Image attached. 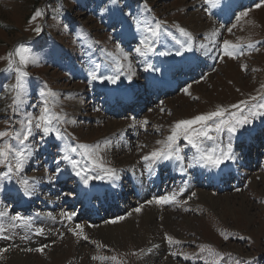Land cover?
I'll list each match as a JSON object with an SVG mask.
<instances>
[{
  "label": "rangeland",
  "instance_id": "rangeland-1",
  "mask_svg": "<svg viewBox=\"0 0 264 264\" xmlns=\"http://www.w3.org/2000/svg\"><path fill=\"white\" fill-rule=\"evenodd\" d=\"M259 2L260 0H220L219 7L210 8L203 0H0V56L6 55L14 46L22 43L31 48L38 61V66H29L27 69L30 73L28 97L22 106L23 110L37 111L31 105L38 103V93L47 84L49 89L58 94L60 107L56 111L62 110L67 121H74L61 126L65 135L70 134L67 143L95 146L110 142V148L101 155L110 161V166L116 169L119 176L115 180L92 179L85 186L74 175L71 165L61 159L63 143L53 137L41 141L37 134L32 142L34 153L21 173L25 178L39 181L35 185V194L31 197L24 196L15 179L0 181V210L7 209L9 215L30 217L32 223L30 230L17 228L10 240L0 239V248H9L8 252L0 255V264H9L11 254L15 255L24 245L33 249L50 246L45 248L43 254L29 252L26 264H145L149 246L158 242L166 250L157 254L156 258L159 260L154 264H204L205 259L211 258L207 252L200 253L201 245L209 246L223 255L219 264H264V139L260 137L264 133V117L252 119L250 124L240 127L231 138L235 160L225 161L219 169L225 170L234 165L240 174L232 176L226 188H212V183L207 184L208 179L203 181V175L211 177L214 169L186 167L193 150L181 140L179 146L182 149L181 155L185 158L182 171L185 177H181L180 172L170 166L174 178L167 182L163 191L135 203L127 211L117 210L110 218L100 221L79 216L89 205H94L93 195L98 194L90 193L94 191V187L115 182L117 184L118 181L126 182L129 177L138 187L147 176L160 182L155 177L164 174L160 172V168L175 162L157 163L151 165L150 170L148 162L142 161L141 156L157 147L156 140L168 135L171 125L176 121L214 111L218 106L236 111L231 109V105L264 94V89L260 87L264 84V7L257 9L255 5ZM238 8L240 9L236 11ZM36 9L44 11V19L37 21L42 26L39 35L32 31L35 24H29ZM149 11L155 16V20L163 21L165 25L154 44L155 52L152 53L158 67L173 61L180 48L167 35L171 32L172 37L183 40L174 25H180L194 37L193 51L185 52L180 49L179 57L190 55L187 61L172 70L163 71L164 80L175 70L176 75L172 78L178 77L177 81H142L143 78L154 80L153 75L159 73L152 68L150 57L146 55V65L138 70L132 59L124 53L125 43L135 42V49L140 47L139 41L144 34L137 31V21L154 23ZM234 11L236 12L233 13ZM243 11L249 12L248 17L240 21L232 33H228L227 27L237 23L235 15ZM195 13L203 20L204 28H197L198 23L189 19ZM220 25L225 27L220 28L221 36L217 44H208L203 37L210 35ZM224 39L242 45L254 43L259 51L245 48L246 54L237 60L226 57L221 60L220 45ZM200 43H205L207 48L199 49ZM159 52L170 54L160 56ZM113 56H127L131 62L123 64V81L118 79L116 84L90 81L88 71L97 63L101 65L98 75L117 74L112 63ZM241 64L247 66L246 70H241ZM129 65L131 72L128 71ZM149 65L151 68L146 71ZM3 67L5 62L0 61V68ZM119 75L123 77L122 72ZM129 75L132 79L126 81ZM11 82L6 74L0 73V130L5 128L4 121L13 116L11 96L3 90V86ZM153 85L159 88L171 87L173 92L155 99L151 106L134 117L108 115V104L114 103L110 97L117 99L124 92L135 89L142 94L144 102L149 103L148 99H144V89ZM186 87L189 88L190 95L184 93L183 89ZM90 97L95 103L88 106ZM244 114H247V109ZM13 118L18 119L15 116ZM143 120L149 123L141 126L138 122ZM15 127L19 128V125L16 124ZM157 128L160 129L159 132L156 131ZM248 137H254L260 147L249 149L247 154L253 155L249 159L252 163L243 165L242 144ZM220 141L221 147L228 144L226 132L221 134ZM138 145L146 147L141 149ZM70 155L79 160L81 168L88 165L79 152ZM90 174L96 175L95 172ZM49 177L52 179L49 180ZM148 185L155 188L154 182ZM52 188L53 192L58 188L61 191L56 190V194H51ZM181 188L184 189L182 193L179 191ZM173 192L179 193L177 203L165 206L147 203ZM7 199L17 200L21 209L12 210L11 213L5 201ZM226 199L235 200L230 204L233 210L226 206ZM238 202L247 206L248 217L239 211L241 209ZM59 204H62L61 208ZM141 205V212L136 213L134 209ZM64 212L72 214L71 221L62 215ZM141 213H153L157 228L154 226L155 235L149 241L132 246L129 245L131 240L137 237V233L141 235L143 232L139 230ZM111 220H116L117 223H107ZM129 221L134 222L135 231L131 229V234H120V244L110 246L96 236L99 230L108 228L115 230L123 227L126 230V223ZM77 225L84 228L88 240H78L72 235L69 229ZM37 228L44 230L43 235H35ZM165 234L179 240L180 244L170 246L164 240ZM24 235L28 239L22 240L21 236ZM225 235L227 240L224 239ZM97 245L104 247L98 248ZM141 249L144 250L143 253ZM172 252L177 255L173 257L170 255ZM183 253L197 255L191 260H185ZM96 255L115 256L117 260H93L92 257Z\"/></svg>",
  "mask_w": 264,
  "mask_h": 264
},
{
  "label": "snow or ice",
  "instance_id": "snow-or-ice-1",
  "mask_svg": "<svg viewBox=\"0 0 264 264\" xmlns=\"http://www.w3.org/2000/svg\"><path fill=\"white\" fill-rule=\"evenodd\" d=\"M203 3L210 8H217L220 5V0H203ZM255 7L257 9L264 7V0H260ZM205 11H207V9H205ZM248 15V11L236 14L235 20L237 23L232 24L231 27H227V32L232 33L233 29L237 28L239 22L248 17ZM43 19L44 11L36 9L29 20V24H35L32 31L37 35L42 31V26L37 23V21H42ZM152 20L154 23L137 21V31L144 34L139 41L140 47L135 49V52L139 56H146L155 52L154 44L165 26L163 21L155 20V17H153ZM248 23H250V21H248ZM141 24L144 26L141 27ZM174 27L176 32L179 33V36L183 38V40L176 39L175 37H172L171 32L167 33V35L174 39L175 43L180 46L175 55H181L180 49L185 52L193 51V35L180 25H174ZM224 27L225 25H220L219 28L212 30L210 35H205L203 39L207 41L208 44L216 45L221 36L220 28ZM198 48L206 49L207 45L205 43H200ZM245 48L259 51V48H256L254 43L249 42L242 45L239 42L233 43L230 40L224 39L220 45V59L222 60L226 57L231 60H237L239 57L246 54L244 50ZM158 54L160 56H166L170 53L159 52ZM112 58L115 61V72L117 74L98 75L101 65L97 63L88 71L90 81H98L100 83L107 81L109 84H116L124 65H122L119 59L115 56ZM123 59L127 60L128 57L123 56ZM0 61L5 62V67L0 68V73L6 74V78L12 81L11 83L4 85L3 90L11 96L12 102L10 107H12L13 116L18 117V119H14L13 116L8 117L4 121L5 128L0 130V169H3V171H0V181H12L15 179L24 196L31 197L35 194V185L39 183V181L35 180V178H25L21 173L24 171L26 163L34 153L32 142L37 134L40 135L41 141L53 137L56 141H61L63 143V148L61 149L63 155L61 159L71 165L74 175L79 177L85 186H87L89 180L92 179H119L116 169L111 167L110 161H107L101 155L102 152H105L110 148V142H107L105 145L97 144L95 146L80 143L71 145L67 143L70 134L65 135V132L61 130V126L65 123H74V121H67L62 110L59 112L56 111V109L60 107L58 94L49 89L47 84H44L43 89L38 93V103L31 105V107L37 111L31 112L23 110L22 106L25 104L28 97L30 73L27 69L29 66H38V61L32 54L30 47H27L22 43L18 44L8 51L6 55L0 56ZM246 67L247 66L244 64L240 65L242 71L246 70ZM149 68H151V65L145 70L147 71ZM128 71L131 72L130 65L128 66ZM253 71H256V69H253ZM131 79L132 77L129 75L128 80L131 81ZM197 83H199V81H197ZM260 87L261 89H264V84H261ZM183 91L186 95H190L188 87L184 88ZM193 99H196V97H193ZM231 109H235L236 111H231L229 108L218 106L214 111L196 115L191 119L176 121L171 125L169 134L162 139L156 140L157 147H154L151 151L141 156V160L148 162L150 170L151 165L157 163L167 161L179 162L183 171L185 158L181 155L182 149L179 146L181 140L184 142L185 146H190L193 150L190 161L186 165L187 168L199 166L201 168L219 169L225 161L235 160V156L232 154L231 149V138L236 135L240 127L250 124L252 119L264 117V94L252 96L250 100L241 101L240 104H233L231 105ZM245 109H247L246 115L244 114ZM161 111H163V109H161ZM138 123L141 126H145L149 122L143 120ZM16 124L19 125V128L15 127ZM156 131L159 132L160 129L157 128ZM225 132L228 135V144L225 147H221L222 142L220 141V136ZM72 139H75V137H72ZM138 147L142 149L146 147V145H138ZM77 152L87 160L90 167L86 165L84 168H81L79 160L72 158L70 153L74 155ZM57 165V172H59V161H57ZM92 172H95L96 175H91L90 173ZM30 179L32 181L31 183ZM51 179L52 177H49V180ZM179 191L182 193L184 189L181 188ZM237 191H239V189H237ZM178 194L179 193L177 192H173L172 194L149 200L147 203L149 205L155 204L157 206L174 204L177 203ZM192 195L195 196V193ZM184 203H187V201H184ZM142 207L143 205L135 208L134 211L140 213ZM187 210L188 209H185V211ZM37 215H39V213H37ZM62 215L69 221L72 220V214L64 212ZM121 219H123V217H121ZM107 223L115 224L117 221L111 220L107 221ZM89 227H93V225H89ZM17 228H27L30 230L32 228L31 218H26L19 214L9 215L7 209L0 210V239L10 240ZM69 230L78 240L89 239L84 232V228L80 225L70 228ZM43 232L44 230L42 228H37L35 230V235H43ZM5 233L8 234L5 235ZM62 235L63 234H61V237ZM21 239L26 240L28 237L27 235H24L21 236ZM224 239L227 240L228 237L225 235ZM164 240L170 246L180 244L179 240H176L167 234H165ZM47 247L50 246L44 245L34 249L25 248L23 251L43 254ZM97 247L100 248L104 246L97 245ZM157 247L159 246L153 244L147 251L151 252ZM8 251L9 248H0V255ZM199 251L200 253L207 252L211 258L205 259L204 264H219V261L224 258L221 253L216 252L214 249L206 245H201ZM143 252L144 250L141 249V253ZM133 255H136V253H133ZM170 255L175 257L177 253L172 252ZM195 255L197 254H182L183 259L185 260H191ZM92 259L99 261L117 260L115 256L105 257L102 255L93 256ZM248 264H251V262H248Z\"/></svg>",
  "mask_w": 264,
  "mask_h": 264
},
{
  "label": "bare ground",
  "instance_id": "bare-ground-1",
  "mask_svg": "<svg viewBox=\"0 0 264 264\" xmlns=\"http://www.w3.org/2000/svg\"><path fill=\"white\" fill-rule=\"evenodd\" d=\"M189 19H194L195 23H198L196 25V27L198 26L199 28H204V24H202L203 20L201 19L200 16L196 15L195 14H192V16H190ZM197 27V28H198ZM209 30V29H208ZM249 138V137H248ZM231 169H233V167H231ZM157 181V180H156ZM152 185V184H151ZM149 186V185H148ZM89 191V190H88ZM84 193V192H83ZM92 193V192H90ZM86 194V193H85ZM89 195V194H88ZM83 196V195H82ZM206 197V196H205ZM87 199V198H86ZM203 199V198H202ZM209 199V198H208ZM204 201V199H203ZM213 201V199H212ZM235 200L231 201L229 199H226V206L230 209V210H233L232 207H230V204L231 203H234ZM205 202V201H204ZM239 205H240V209L239 210L240 212H242V214H245L246 217L249 216L248 214V208L245 204H243V202H238ZM52 204V203H51ZM210 204V203H209ZM236 208V207H235ZM250 212V211H249ZM153 214V213H152ZM150 215V214H145V213H141L140 214V223H139V230H142L143 232H141V235H138L137 233V237H135L133 240H131V244L129 245H132V246H135L137 243L141 242V243H146V241H149L151 239V236L152 235H155V231H154V216L153 215ZM250 218V217H249ZM163 226V225H162ZM156 227V226H155ZM122 228V229H120ZM157 228V227H156ZM155 228V229H156ZM126 230H123V227H119V228H116L114 230L111 229V228H108V230H99L97 233H96V236L98 237L99 240H101L102 242L104 243H108L110 246H115V244H120V241H119V236L120 234H131V229L134 230V222L133 221H129L128 223H126ZM135 231V230H134ZM131 238V237H130ZM133 238V237H132ZM157 240V239H156ZM154 242V240H152ZM152 243V242H150ZM127 243H124V245H126ZM137 245H140V244H137ZM155 245H158L159 247L157 248H154L151 252L148 253V258L146 259L145 261V264L147 262V264H154L157 263V261L159 259H157V254L160 252V251H164V247L160 244V242H158L157 244ZM143 246V245H142ZM25 248H31L27 245H24L23 247H21L19 249V251H17V253L15 255H13V253L11 254V259H10V263L9 264H26V258L27 256L29 255V252H26V251H23V249ZM149 248H151V245L149 246ZM18 250V249H17ZM166 250V249H165ZM148 252V251H147ZM146 252V253H147ZM144 259V258H143ZM142 259V260H143ZM144 261V260H143ZM151 261V263L149 262ZM166 264H171L170 262L169 263H166Z\"/></svg>",
  "mask_w": 264,
  "mask_h": 264
},
{
  "label": "crops",
  "instance_id": "crops-1",
  "mask_svg": "<svg viewBox=\"0 0 264 264\" xmlns=\"http://www.w3.org/2000/svg\"><path fill=\"white\" fill-rule=\"evenodd\" d=\"M124 62V61H123ZM128 63H131L130 60L128 61Z\"/></svg>",
  "mask_w": 264,
  "mask_h": 264
}]
</instances>
